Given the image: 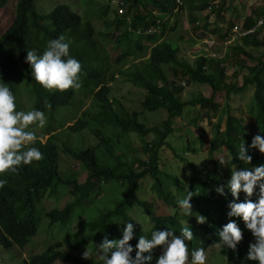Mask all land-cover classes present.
I'll list each match as a JSON object with an SVG mask.
<instances>
[{"label":"trees","instance_id":"16d2710c","mask_svg":"<svg viewBox=\"0 0 264 264\" xmlns=\"http://www.w3.org/2000/svg\"><path fill=\"white\" fill-rule=\"evenodd\" d=\"M10 1L0 0V10ZM113 1L104 3L102 16L106 20L103 23L109 25L99 33L90 21L84 22L68 3H55L51 10L45 8L42 11L45 0H17L15 14L8 26L0 28V82L9 85L16 97L17 110L37 109L46 118L44 132L33 145L41 151L42 159L22 165L17 173L2 177L7 182L0 187V247L6 250L15 247L22 251L38 235L43 201L65 189L72 202L62 210L44 213V217L51 226L60 227L72 226L83 220L75 227L78 230L75 239L57 243L54 248L32 255L21 264H100L96 257L84 259L79 253L93 250L105 236L109 240L120 239L125 221L134 225L133 239L129 241L134 249L133 256L141 235L149 236L152 230L163 228L179 234L186 223L193 234L192 240L187 242L189 252L202 247L206 253L218 242V231L230 220H234L241 229L242 239L232 250L228 264H236L233 260L240 264H256L246 259L248 245L253 241L250 231L240 218L227 215V206L233 197L226 184L233 168L250 169L264 164V154L249 147L254 136L264 137V55L257 58L251 51L264 48V39H260L264 25L239 38L236 43H229L231 36L228 33L221 35L229 44L234 43L228 47L227 58L228 65L237 69L228 75L220 62L221 57L201 56L194 65H190L181 59L179 44L166 39L169 33L177 31L176 20L171 26L176 14L174 0H122L125 12L120 14L116 10L114 20L108 21ZM213 1L184 0L180 9L186 7L196 15L213 9ZM216 8L215 13L221 12L219 7ZM260 10L254 9L244 19L242 32L256 27L264 17V9ZM191 21L195 33L207 28L195 17ZM151 27L156 29L152 34H134L139 29L144 32ZM233 28L229 27L227 32H232ZM109 34L113 35L112 41ZM59 36H64L70 43V55L81 64L80 87L49 91L32 80L30 66L25 63L26 52L35 50L39 54L47 41ZM179 39L180 42L186 40L183 35ZM106 44H115L116 49H120V55L114 61L116 65H123L129 58L134 59L128 71L122 73L114 68ZM244 71L246 75H243ZM118 74L144 92L141 111L129 110L119 100L111 98L110 84ZM180 76L186 79L188 86H208L212 97L197 96L184 101L185 85L177 86L172 81ZM239 78H242V85L238 83ZM221 95L228 102L225 107L216 102ZM76 96H92L91 110L83 112L74 125L66 127L65 113L73 108ZM243 96L249 97L246 111L252 123L237 117L235 113L239 108L232 107L233 100ZM197 107L220 117L208 152L209 163L187 169V183L180 176H171L163 170L162 153L169 147L168 137L175 131L174 120L182 117L187 108ZM160 111L167 114L160 123L151 125L150 118L146 123L140 121V114ZM62 131L76 135L89 131L96 145L76 149L68 143L60 146ZM47 136L50 137L43 143L41 138ZM121 139L139 142L143 158L131 160L127 153L129 144H123ZM242 141L246 154L251 156L249 164L237 158ZM223 150L228 155L224 165L215 160ZM60 152L84 166L86 178L83 182L63 174ZM147 178L152 180L158 203L146 202L139 197L140 185ZM220 186H225L224 195L215 191ZM187 190L195 193L190 200L192 215L184 214L176 205L177 199L182 198ZM243 194H239L238 202L245 199ZM160 203L174 209V213L160 214L157 208ZM135 207L142 208L151 220L149 230H140L129 215ZM196 214L204 216L205 223H197ZM150 254L155 264L160 247L157 246Z\"/></svg>","mask_w":264,"mask_h":264},{"label":"rangeland","instance_id":"374dc122","mask_svg":"<svg viewBox=\"0 0 264 264\" xmlns=\"http://www.w3.org/2000/svg\"><path fill=\"white\" fill-rule=\"evenodd\" d=\"M106 1L107 0H45V3L48 4L43 2L41 9L42 11H44L45 8L51 10L55 3H68L75 12L82 16L84 22L90 21L99 33L103 32L105 27L109 25V23H103L106 19L102 16V9L104 8V3ZM16 3L17 0H12L0 10V28L2 26H8L10 19L13 14H15ZM216 7H219L221 12L215 13L214 11L217 9ZM248 7L251 9V12L254 9L263 10L264 0H216L213 3V9L210 10L209 14L206 16L208 18L210 16V20H205V17L202 18L203 14H201V18L197 17V20L196 16L192 14L189 9L183 7L182 9L175 11L176 14L171 23V26H173V23L176 20L178 23L177 31L174 34L169 33L166 39L173 40L175 43L179 44L181 49V59L190 65H194L196 60L201 56L214 58L216 55H220V62L226 67L227 74L232 75L237 67L228 65V47L236 43L239 38H237L234 43L229 44L227 40L221 38V35L228 33L229 37L235 36L234 33L230 31L227 32V29L232 26H237L238 28L242 27L243 21L246 18L245 12ZM116 10L119 12L115 6L113 7L111 5V10L109 11L107 18L108 21L114 20L115 12H117ZM119 13L121 14V12ZM193 17H195L196 21H200L201 25L204 27L206 25L207 28H202L195 33L191 21ZM261 19H264V17ZM205 22L207 24H204ZM181 35L186 38L185 42H180L179 37ZM112 36L113 35L110 34L108 36L111 41L114 39ZM260 39H264V31L261 33ZM105 46L114 68H118L122 73L128 71L134 63V59L129 58L123 65H116L114 61L117 59V56L120 55V49H116L115 44H106ZM251 51L257 58L264 55V48ZM246 74L247 72L244 71L243 75ZM172 81L177 86L185 85L182 94V99L184 101H190L197 96H203L206 98L212 97V90L208 86L195 84L188 86L186 79L181 76L178 78L176 77L175 81ZM238 83L239 85H242V78H239ZM110 87L112 89V99L119 100L129 110L141 111L140 103L143 99L144 92L129 83L122 74L116 76L115 81L110 84ZM91 98L92 96H76L73 108H69L65 113V118L68 123L66 127L74 125L77 122V119L82 116L83 112L91 110ZM216 102L223 107L228 103L223 95L218 96ZM248 102L249 97L243 96L241 99H234L232 107L234 109L239 108L235 113L237 117L245 119L246 123H252V119L248 116L246 111V104ZM166 116L167 114L165 111H160L155 114H140V121L146 123V120L150 118L149 122L151 125H154L163 121ZM219 117L220 116H214L206 111H202L197 107L187 108L182 117L176 118L173 122L175 131L167 140L169 147L165 148L162 153L163 170L171 176H180L184 182L186 181L188 183L189 177L186 174L187 169H191L193 166L197 168L206 166L209 163L208 152L211 147L214 129L218 123ZM32 130L35 132L36 138H39L44 132V127H34ZM49 137L50 136L42 137V142L45 143ZM60 138V146H62L63 143H68L75 149L96 145L95 138L89 131H84L79 135L69 134L67 131H62L60 133ZM121 140L123 144H129L127 153L131 160L143 158L139 142L131 143V141L126 139ZM227 156V153L223 150L222 153L216 155L215 160L217 162L222 160V165H224V163H227ZM60 163L62 172L65 176L72 177L82 182L85 180L86 170L80 162L74 161L65 153L60 152ZM210 166L211 163L208 167ZM172 190L174 193L176 192L175 188ZM138 192L141 200L150 203H158L157 195L152 189V180L150 178L145 179L141 183ZM257 194L258 188L254 190L253 197H251L253 202L256 201L255 196H257ZM70 202H72V199L65 189H61L57 195L45 199L42 206V223L40 224L38 235L22 251L15 247L7 250L0 247V264H21L24 260H28L32 255L41 254L48 249L54 248L57 243H65L68 240L71 241L75 239L74 235L78 233V230H76L75 227L83 220L76 221L72 226L60 227L58 225L51 226L49 220L44 217V213L50 212L53 209L62 210L65 205ZM157 208L160 214L174 213V209H168L161 203ZM129 215L136 223L138 222L137 224L140 230L146 231L151 228V220L146 216V213L142 208H133L129 212ZM218 217L221 216L218 215ZM63 250L66 251V248H63ZM85 251L80 252L79 255L82 256ZM205 255V264H228L229 259L233 254L231 249H227L226 247L221 249L220 247L213 246L205 253ZM93 257L95 256H90V258ZM233 263L240 264L236 260H233ZM58 264L65 263L59 262Z\"/></svg>","mask_w":264,"mask_h":264},{"label":"clouds","instance_id":"9594fccd","mask_svg":"<svg viewBox=\"0 0 264 264\" xmlns=\"http://www.w3.org/2000/svg\"><path fill=\"white\" fill-rule=\"evenodd\" d=\"M137 31L135 35H138ZM69 47L70 43L65 37L59 36L47 41L39 54L35 50H27L25 63L30 66L32 80L49 91L79 88L81 64L70 55ZM15 101L16 97L9 85L0 82V187L7 182L2 178L6 174H15L22 165L42 159L39 148L33 146L36 136L30 126L43 127L46 123L45 115L37 109L17 110ZM249 147L264 154V137L254 136ZM246 151L242 141L237 158L244 164H249L251 156L247 155ZM219 161L223 164L222 160ZM224 188L225 186H220L215 191L224 195ZM226 188L233 197L227 206L228 217L240 218L253 237V241L248 245L246 259L256 264H264V164L250 169L233 168ZM257 188L258 199L255 196L256 201L253 202L250 197H253ZM241 192L245 194V199L238 202ZM194 194L187 190L183 197L176 201L177 207L186 215L193 214L190 200ZM195 218L200 224L206 221V218L199 214H196ZM123 223L120 239L109 240L105 236L98 245H94L93 250L83 252L82 258L88 259L94 255L100 264H153V256L150 253L159 246L160 255L156 257L155 264H205L204 248L197 247L189 252L187 242L192 240L193 234L187 223L181 227L179 234L174 233L172 229L163 228L152 230L149 236L141 235L135 245L134 256L131 255L133 246L129 244L133 239L134 225L128 221ZM217 235L218 242L213 246L221 249L226 247L233 251L242 239V231L234 220L226 223ZM145 253L149 255H144Z\"/></svg>","mask_w":264,"mask_h":264},{"label":"built area","instance_id":"2783aa9c","mask_svg":"<svg viewBox=\"0 0 264 264\" xmlns=\"http://www.w3.org/2000/svg\"><path fill=\"white\" fill-rule=\"evenodd\" d=\"M174 1L176 3V11L179 10L184 5V0H174ZM113 4L119 10V12H121V14H123L125 12V4L122 0H114ZM208 10L210 11L212 9L209 8ZM263 25H264V19H261L258 21L255 28H253L252 30H249V31H245V32H242L241 28H238L237 26H235L232 30V33H234L235 36L231 37V40L229 43L234 42L237 38H241V37H244L246 35L254 33L257 29L261 28ZM154 31L155 30L153 28H150L148 31H145V32H142V30H138L137 34L138 35H140L142 33L151 34ZM216 57L219 58L220 55H216Z\"/></svg>","mask_w":264,"mask_h":264},{"label":"crops","instance_id":"0c3cea01","mask_svg":"<svg viewBox=\"0 0 264 264\" xmlns=\"http://www.w3.org/2000/svg\"><path fill=\"white\" fill-rule=\"evenodd\" d=\"M216 0H214L211 4H213L214 2H215ZM197 14H198V16H197ZM201 14H203V17H202V15ZM209 14V10H206V11H203V12H197L196 13V19H197V17L198 18H204L205 17V20H210L211 19V17L209 16V18L208 17H206L207 15ZM250 14H251V9L248 7L247 8V10H246V12H245V15H246V18L248 17V16H250ZM194 18V17H193ZM198 20V19H197ZM204 22V21H203ZM212 22V21H211ZM209 24V23H208Z\"/></svg>","mask_w":264,"mask_h":264}]
</instances>
